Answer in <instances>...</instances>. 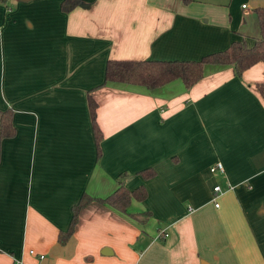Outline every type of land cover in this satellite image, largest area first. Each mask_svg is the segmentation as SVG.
<instances>
[{
    "label": "crops",
    "instance_id": "obj_1",
    "mask_svg": "<svg viewBox=\"0 0 264 264\" xmlns=\"http://www.w3.org/2000/svg\"><path fill=\"white\" fill-rule=\"evenodd\" d=\"M62 1L0 3V110L15 127L1 144L0 264H264V64L241 76L207 65L188 90L102 86L110 60L252 46L264 0H79L69 13ZM119 185L147 197L125 214L89 203L59 243L84 194Z\"/></svg>",
    "mask_w": 264,
    "mask_h": 264
},
{
    "label": "trees",
    "instance_id": "obj_2",
    "mask_svg": "<svg viewBox=\"0 0 264 264\" xmlns=\"http://www.w3.org/2000/svg\"><path fill=\"white\" fill-rule=\"evenodd\" d=\"M4 0H0L2 3ZM184 5L191 4L194 0H177ZM79 0H63L61 11L69 13L79 5ZM260 36L255 39L252 46H248L245 41L234 42L226 50L212 53L202 57L198 61H130L110 60L105 68L106 84H122L129 86L143 87L147 90H154L164 87L174 81H180L185 89H190L203 78L205 66L231 67L237 76H241L257 64H264V9L255 11ZM260 96L264 99V83L257 85ZM88 107L93 129V136L98 150L101 140V133L96 123L97 104L88 97ZM15 136L13 125V113L10 109L0 110V155L1 144L4 140ZM140 176L145 180H150L155 176L152 168L141 171ZM147 193L143 186L134 191H127L123 186L118 188L110 196L104 199H94L83 195L79 202L72 209V219L65 233L59 234V243L65 244L73 235L78 223L80 211L91 202L106 204L121 213H126L132 200L142 202L146 199ZM139 224H145L150 219V213L131 216Z\"/></svg>",
    "mask_w": 264,
    "mask_h": 264
},
{
    "label": "built area",
    "instance_id": "obj_3",
    "mask_svg": "<svg viewBox=\"0 0 264 264\" xmlns=\"http://www.w3.org/2000/svg\"><path fill=\"white\" fill-rule=\"evenodd\" d=\"M243 8H245V7H243ZM211 172L212 173H216V172L222 173L223 169H222L221 165L219 163H217V164H215L214 166L211 167ZM213 191H214V196L216 198L218 196V194L220 193V188L218 186L214 187ZM215 206L218 207V204H215ZM163 236L166 237L167 235L164 234Z\"/></svg>",
    "mask_w": 264,
    "mask_h": 264
}]
</instances>
